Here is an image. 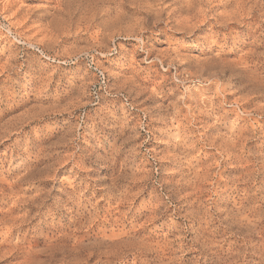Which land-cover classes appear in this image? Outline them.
Returning <instances> with one entry per match:
<instances>
[{"label": "rangeland", "instance_id": "374dc122", "mask_svg": "<svg viewBox=\"0 0 264 264\" xmlns=\"http://www.w3.org/2000/svg\"><path fill=\"white\" fill-rule=\"evenodd\" d=\"M0 264H264V0H0Z\"/></svg>", "mask_w": 264, "mask_h": 264}]
</instances>
